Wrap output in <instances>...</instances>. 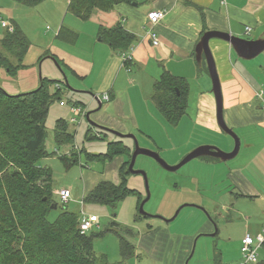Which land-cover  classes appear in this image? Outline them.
Masks as SVG:
<instances>
[{"label": "crops", "instance_id": "obj_1", "mask_svg": "<svg viewBox=\"0 0 264 264\" xmlns=\"http://www.w3.org/2000/svg\"><path fill=\"white\" fill-rule=\"evenodd\" d=\"M65 1L67 6L68 0ZM154 11L164 13V18L153 27L158 38L157 46H153L146 37L147 15ZM76 19L81 22H75L80 29L71 25L65 27L77 34L75 43L52 44L48 52L59 67L69 72L73 92L90 95L91 102H95L94 97L108 93V102L96 100L101 107L97 110V104L92 115L95 124L124 135L136 137L139 134L154 145L165 143L158 145L160 152L169 142L171 146L165 150L164 159L170 164H176L190 150L201 146H217L228 151L226 148L231 145L223 138L224 133L218 126L211 80L203 71L201 62H196L194 50L205 32L230 33L231 36L252 41L263 39L264 0H225L224 5L219 0H133L132 4H119L108 12L95 9L86 21ZM117 24L136 38L125 52L131 56L129 66L98 35L99 28H111ZM61 27L60 24L55 37ZM247 27L250 28L248 33L245 31ZM208 48L220 83L224 123L237 137L239 135L244 139L246 163L251 166L250 173L233 167L227 178L238 193L230 194L235 199L259 198L264 203V165L257 158L264 153V106L257 97L259 93L264 96V59L258 64L242 62L247 60L239 58L227 42L219 39L209 40ZM43 54L44 50L29 46L21 70L37 65ZM126 65L129 71L125 69ZM164 72L184 79L188 84L186 111L175 126L164 121L151 100L153 83ZM66 84L68 87L67 81ZM59 104L65 107V103ZM73 107L86 108L70 105V118L61 119L66 121L68 132L75 135L82 121L79 124L70 123ZM89 128L92 130L91 126ZM97 136L99 133L94 137ZM73 149L67 148L65 153H74ZM197 159L205 165L220 162L217 159ZM113 160L115 162L108 165L105 174L110 179L103 181L118 185L119 169L125 158L117 156ZM78 164L83 167L80 159ZM97 183L84 190L82 200ZM191 191L187 194L191 195ZM199 192L193 193L198 197ZM201 229L198 231L200 235L210 232L211 226L203 222ZM192 236L181 239L185 243L186 239L192 238L193 243L197 237L195 245L199 236Z\"/></svg>", "mask_w": 264, "mask_h": 264}, {"label": "rangeland", "instance_id": "obj_2", "mask_svg": "<svg viewBox=\"0 0 264 264\" xmlns=\"http://www.w3.org/2000/svg\"><path fill=\"white\" fill-rule=\"evenodd\" d=\"M5 21L13 28L15 23L23 32L30 46L45 51L38 60V64L26 69H19L18 74L11 77L0 68V88L8 95H19L37 89L40 80L62 81L59 84L61 89V103L55 100L49 106L45 119L46 139L45 149L49 152H56V156L42 159L38 162L51 171L52 199L58 205V209L52 210L48 216L49 221L63 209L78 215L79 220L83 217H95L97 224L92 225L85 233L102 234L95 237L92 248L95 255H103L109 263L116 264L122 262L119 253L120 237L126 239L135 248L134 256L125 260L123 264H235L241 258V240L246 234L255 236L264 225V203L259 198L235 199L230 193H238L230 185L227 178L233 167L243 169L250 173L251 166L246 163V148L244 139L240 138V148L238 155L227 162H219L216 165H205L198 159L188 162L175 172L163 170L154 160L138 156L134 163V170L143 171L148 181L149 200L144 204L143 210L148 216L144 219H137L138 207L146 197L143 178L140 175H128L127 188L135 190L140 195V202L137 207V197L127 196L119 202L115 208L100 204L83 203L82 194L84 190L91 188L95 183L110 179L106 174V169L112 162H89L85 165L84 154H103L106 152V144L121 140L124 145L134 151V142L130 139H118L110 133L95 130L92 127L91 135L97 133L99 137L86 139L89 122L84 119L74 135L73 144L56 146L53 139L55 122L58 119H69V102H79L85 106L89 114V120L93 122L92 115L95 113L98 102H91L88 94L73 92L72 82L69 72L50 56L49 46L52 44L66 43L63 39L57 38L58 26L64 28L71 25L74 29H80L75 25L77 21L71 13L67 11L65 0H43L35 7H27L13 0H0V22ZM5 29L0 26V38ZM67 44V43H66ZM233 58L238 59L235 55ZM264 59V52L246 63L258 64ZM56 60V59H55ZM21 70V71H20ZM203 71H205L203 69ZM207 77L209 78L208 72ZM68 83V87L65 83ZM64 82V83H63ZM70 88V89H69ZM53 91V88L50 89ZM72 90V91H71ZM102 95V94H99ZM73 116V113H72ZM223 138L229 141L231 147H216L223 152H230L233 148V140L223 134ZM138 147L157 153L169 166L166 161L165 150L171 145L166 142V148L158 150V145L147 141L139 134L136 135ZM67 148H74V154H79V164L69 169H65L57 159L58 155H67ZM76 148V149H75ZM78 148V150H77ZM195 149V148H194ZM78 152H77V151ZM193 150V149H192ZM190 150V152L192 151ZM188 152V153H190ZM259 162L264 165V153L259 155ZM198 176V177H197ZM193 178H196L195 180ZM68 190L70 198L66 204H62L55 192ZM191 191V195L187 193ZM194 191H200L198 197ZM183 200H185L183 202ZM194 201L189 202V201ZM182 205L184 207L177 217L169 222L163 220L171 218L176 210ZM225 207V209H223ZM203 222L214 224L218 229L215 237L199 236ZM115 223L116 227H111ZM111 229V231H109ZM199 233V234H198ZM198 235L196 238L186 239L185 243L181 239L183 236ZM203 234V233H201ZM167 235V236H166ZM192 236V237H193ZM193 245V246H192Z\"/></svg>", "mask_w": 264, "mask_h": 264}, {"label": "trees", "instance_id": "obj_3", "mask_svg": "<svg viewBox=\"0 0 264 264\" xmlns=\"http://www.w3.org/2000/svg\"><path fill=\"white\" fill-rule=\"evenodd\" d=\"M13 1L35 7L43 0ZM132 3L133 0H68L67 11L86 21L95 9L108 12L116 5ZM98 35L103 43L119 54L126 52L136 41L135 36L120 24L99 28ZM57 38L73 44L77 34L61 27ZM29 46L23 32L13 23V31L4 30L0 38V68L14 77L22 68ZM201 67L207 72L204 60ZM59 84L42 78L37 89L19 95H8L0 88V264H112L105 256L94 254L93 239L102 234H81L78 215L63 209L53 221L48 220L53 202L51 171L41 168L38 162L56 156V152L49 153L45 149V119L50 104L55 100L61 102ZM187 94L188 84L184 79L164 72L153 83L151 100L164 121L175 126L185 114ZM69 103L82 105L79 102ZM85 136L88 140L95 139L90 128ZM53 139L57 147L73 144L74 135L68 132L65 120L55 122ZM131 152L120 140L108 142L103 154L82 151L86 163L111 162L117 156L125 158L119 169L118 185L106 181L97 183L83 197V203L115 208L127 196H135L138 207L140 195L126 185V177L130 175L128 164ZM79 155L80 152L71 153L58 156V159L65 169H69L79 163ZM147 217L137 213V219ZM111 227H116V224ZM119 253L122 262L116 264H123L134 256V247L122 237ZM257 264H264V244Z\"/></svg>", "mask_w": 264, "mask_h": 264}, {"label": "water", "instance_id": "obj_4", "mask_svg": "<svg viewBox=\"0 0 264 264\" xmlns=\"http://www.w3.org/2000/svg\"><path fill=\"white\" fill-rule=\"evenodd\" d=\"M211 39H219V40H223L227 42L232 47L233 51L236 53V55L239 58L249 61V60L256 58L258 55L264 52V38L252 41V40H245V39H240V38L231 36L230 33L205 32L200 38L194 50L196 62L200 63L202 60H204L206 64L207 72H208V75H209V78L212 84V92L214 94L215 101H216V114H217L218 126L224 134H226L233 140L234 145L230 152H223L216 147L201 146L191 151L178 164L174 166H169L157 153L139 148L134 135H131V134L124 135V134L106 129L90 121L89 114L86 117V120L89 122L91 127L97 128L101 131L108 132L119 139H131L134 142V151L131 154V158L128 164V170L130 174L132 175H140L144 181L146 197L140 203L138 207V213L141 216H147L143 210V206L149 200L150 195L148 192L149 190H148V181L146 178V174L143 171L134 170V163L138 156H144V157L154 160L163 170L167 172H175L179 168L187 164L188 162L194 159L200 158V157H208V158L217 159L220 162H227V161L234 159L238 155L239 148H240L239 138L236 136V134H234V132L230 128L227 127V125L224 123L223 116H222V96H221L220 83H219V79L216 73L214 61L212 59L211 53L208 48V42ZM100 107L101 105L100 103H98L97 110H99ZM57 206L58 205L53 201L51 203L50 209L56 210ZM184 207H188V205H182L176 210V212L170 219H167V220L165 219L163 221L165 223H169L173 221L177 217L180 210H182Z\"/></svg>", "mask_w": 264, "mask_h": 264}, {"label": "built area", "instance_id": "obj_5", "mask_svg": "<svg viewBox=\"0 0 264 264\" xmlns=\"http://www.w3.org/2000/svg\"><path fill=\"white\" fill-rule=\"evenodd\" d=\"M219 1L221 5L225 4V0H219ZM163 18H164V13L162 11H154L147 15L148 22L146 24V37L150 40L153 46L158 45V38L153 31V27ZM0 26L3 29L7 30L9 33L13 31V28L5 21H1ZM245 31L246 33H248L250 31V28L247 27ZM120 56L122 57L124 64L130 63L131 61L130 54H126L125 52H122L120 53ZM128 66L127 65L124 66L127 71H129ZM257 97L262 100L264 106L263 94L259 93ZM93 99L98 101L100 100V102H108L109 95L107 93V94H103L102 96H96ZM71 113H73V118L70 119V123L77 122L79 124L87 117L86 110L80 107H73L71 109ZM55 195L59 197V200L62 204H66L70 198V192L65 189L55 192ZM94 224H97V219L95 217L92 216L89 218L83 217L82 219H80L79 230L81 234L86 233L89 230V228ZM263 244H264V225L261 228L260 232L257 233L255 236L246 234L243 237V239L241 240V248H240L241 258L235 264H257V262L260 259Z\"/></svg>", "mask_w": 264, "mask_h": 264}, {"label": "flooded vegetation", "instance_id": "obj_6", "mask_svg": "<svg viewBox=\"0 0 264 264\" xmlns=\"http://www.w3.org/2000/svg\"><path fill=\"white\" fill-rule=\"evenodd\" d=\"M211 226V231L208 233H203L200 236H206V237H215L218 234V229L216 228V226L212 223L210 224Z\"/></svg>", "mask_w": 264, "mask_h": 264}]
</instances>
